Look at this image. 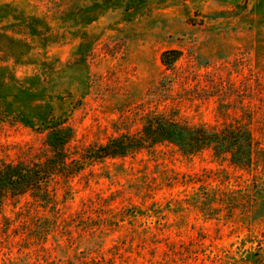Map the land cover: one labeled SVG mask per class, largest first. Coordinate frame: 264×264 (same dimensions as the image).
<instances>
[{"label": "rangeland", "instance_id": "obj_1", "mask_svg": "<svg viewBox=\"0 0 264 264\" xmlns=\"http://www.w3.org/2000/svg\"><path fill=\"white\" fill-rule=\"evenodd\" d=\"M57 152L0 264H264V0H0V167Z\"/></svg>", "mask_w": 264, "mask_h": 264}, {"label": "trees", "instance_id": "obj_2", "mask_svg": "<svg viewBox=\"0 0 264 264\" xmlns=\"http://www.w3.org/2000/svg\"><path fill=\"white\" fill-rule=\"evenodd\" d=\"M179 51L178 50H167L162 54V60L169 66H172L173 63L178 59ZM166 136L170 140H182L183 141V131L178 129L176 125L171 124L166 126ZM200 131V129H197ZM198 133V132H197ZM195 136L193 142L197 143L199 138ZM125 145L123 140L111 141L107 144L101 145L97 149L98 156L116 154L124 150ZM56 157H51L49 161L51 164L37 165V168H29L24 164H5L0 167V193H19L25 191L26 189L36 187L41 184V179L48 177L54 170H58L61 167V162L63 160L59 159V152L55 154ZM46 175V176H44Z\"/></svg>", "mask_w": 264, "mask_h": 264}]
</instances>
